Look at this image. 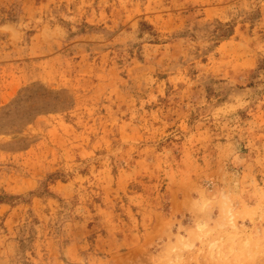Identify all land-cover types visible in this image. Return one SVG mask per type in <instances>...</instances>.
I'll return each mask as SVG.
<instances>
[{
	"label": "rangeland",
	"instance_id": "374dc122",
	"mask_svg": "<svg viewBox=\"0 0 264 264\" xmlns=\"http://www.w3.org/2000/svg\"><path fill=\"white\" fill-rule=\"evenodd\" d=\"M0 264H264V0H0Z\"/></svg>",
	"mask_w": 264,
	"mask_h": 264
},
{
	"label": "bare ground",
	"instance_id": "6f19581e",
	"mask_svg": "<svg viewBox=\"0 0 264 264\" xmlns=\"http://www.w3.org/2000/svg\"><path fill=\"white\" fill-rule=\"evenodd\" d=\"M205 224H206V222H205L204 220H200V226H201V227H204Z\"/></svg>",
	"mask_w": 264,
	"mask_h": 264
}]
</instances>
